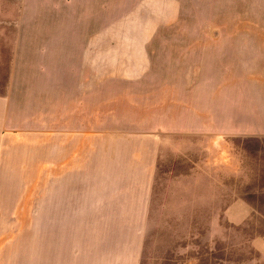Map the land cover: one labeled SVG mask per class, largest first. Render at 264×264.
Masks as SVG:
<instances>
[{
	"label": "rangeland",
	"instance_id": "rangeland-1",
	"mask_svg": "<svg viewBox=\"0 0 264 264\" xmlns=\"http://www.w3.org/2000/svg\"><path fill=\"white\" fill-rule=\"evenodd\" d=\"M26 19L63 26L66 53L96 26L113 68L139 52L202 72L161 109L141 264H264V0H0V95ZM40 112L31 132L0 134V264H51L58 227L63 243L42 204Z\"/></svg>",
	"mask_w": 264,
	"mask_h": 264
},
{
	"label": "crops",
	"instance_id": "crops-1",
	"mask_svg": "<svg viewBox=\"0 0 264 264\" xmlns=\"http://www.w3.org/2000/svg\"><path fill=\"white\" fill-rule=\"evenodd\" d=\"M51 28L43 19L19 24L0 95V134L31 132L39 102L42 204L46 220L65 222L51 264H141L165 132L161 109L177 107V93L203 74L148 68L139 52L113 68V55L98 60L96 26L71 53L63 26L56 37Z\"/></svg>",
	"mask_w": 264,
	"mask_h": 264
}]
</instances>
